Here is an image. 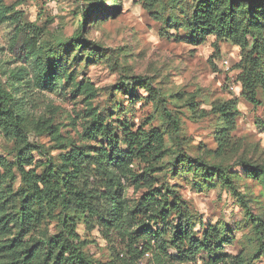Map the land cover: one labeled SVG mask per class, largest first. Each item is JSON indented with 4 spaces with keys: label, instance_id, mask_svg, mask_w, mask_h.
<instances>
[{
    "label": "rangeland",
    "instance_id": "374dc122",
    "mask_svg": "<svg viewBox=\"0 0 264 264\" xmlns=\"http://www.w3.org/2000/svg\"><path fill=\"white\" fill-rule=\"evenodd\" d=\"M201 1L0 0V82L20 98L29 140L41 151L33 152L35 161L27 170L40 173V164L48 160L58 166L70 151L109 152L110 142L93 129V119L99 116L114 133L126 123L132 132L157 137L156 157L134 158L123 167L127 204L148 190L135 177H149L152 188L166 191L170 202L174 193L185 203L199 238L213 229L221 253L241 264H264L259 238L245 216L247 209L264 223V180L237 173L241 163L264 165V6L239 9L236 33L228 37L196 23ZM89 7L92 12L84 19ZM207 8L216 17L222 6L210 2ZM19 23L38 43L29 58L21 57L20 42L12 49ZM247 24L258 47L242 31ZM48 61H54L57 74L52 85L39 86L35 67ZM136 76L146 78V84L125 86ZM26 80L28 90L22 86ZM223 104L233 114L230 120L219 111ZM168 114L178 123L179 136ZM231 126L229 134L224 131L222 140H215L219 128ZM120 147L126 149L123 143ZM182 152L205 165L228 167L235 189L206 178L207 166L181 161ZM15 154L13 142L0 134V157L8 163L0 168L4 223L27 195ZM58 230L55 211L26 237L47 238ZM15 233L4 234L0 247ZM76 233L86 242L87 257L110 263L111 251L97 228L78 217ZM124 257L120 250L119 258ZM138 264H156L153 253L146 252Z\"/></svg>",
    "mask_w": 264,
    "mask_h": 264
},
{
    "label": "trees",
    "instance_id": "16d2710c",
    "mask_svg": "<svg viewBox=\"0 0 264 264\" xmlns=\"http://www.w3.org/2000/svg\"><path fill=\"white\" fill-rule=\"evenodd\" d=\"M210 2L222 6L216 17L207 8ZM244 2L245 0H202L201 14L196 23L201 27L211 26L219 34L232 37L236 33L235 15L239 9L243 10L246 6L250 11L264 6L263 0H247L246 5ZM91 12V7L83 11L84 19ZM249 26L250 24L245 25L242 31L250 34L252 43L258 47V37ZM14 30L16 32L12 49L20 42L23 50L21 57L29 58L37 48L35 37L29 35L26 25L19 23ZM261 63L264 64V59ZM55 66L54 61H48L35 67L34 79L37 85H52L57 74ZM136 82L145 85L146 78L129 77L125 86ZM22 86L28 90L30 80H26ZM18 100L20 98L14 99V95L0 82V134L14 144L15 166L27 191V195L19 200L16 213L9 216L6 223L3 222L0 205V238L10 230L16 231L13 238H6L1 242L0 264H138L146 252L153 253L156 264H241L238 258L232 259L220 252L221 239L216 231H211L213 229L208 228L202 233V238H199L185 203L174 193L170 202L166 191L159 187L152 188L149 177H135L136 182L138 178L143 180V186L148 190L132 206L127 204L124 197L125 186L122 183L123 167L134 158L150 160L156 157V135L153 137L151 134L132 132L126 123L119 124L117 133H114L97 116L93 119V129L109 140V152L70 151L61 155L60 165L48 160L40 164L44 169L37 173L34 169H26L34 164L33 152L41 151L29 140V131L23 121ZM220 108L219 111L226 120H230L228 116L233 118V114L227 111V105L223 104ZM168 118L172 119L170 114ZM171 124L179 136L178 123L172 119ZM231 129L233 126L219 128L214 135L215 140H222L224 131L229 134ZM121 143L126 149L120 147ZM182 157L181 161H186L187 164L207 166L204 171L206 178L216 177L224 186L235 189L228 167L205 165L184 153ZM7 167V161L0 157V168ZM237 173L238 176L264 180V165L241 163ZM55 211L59 227L56 233L47 238L26 237L45 216ZM245 216L250 219L260 241L259 249L264 253L263 221L247 209ZM78 217L88 228H97L111 251L113 259L110 263H102L85 255L82 247L86 242L80 241L76 233ZM151 224L157 226L153 228ZM169 249H173L175 253L169 252ZM120 250H124V259L119 258Z\"/></svg>",
    "mask_w": 264,
    "mask_h": 264
},
{
    "label": "built area",
    "instance_id": "2783aa9c",
    "mask_svg": "<svg viewBox=\"0 0 264 264\" xmlns=\"http://www.w3.org/2000/svg\"><path fill=\"white\" fill-rule=\"evenodd\" d=\"M223 63H224V64H227V61H226V60H224V61H223Z\"/></svg>",
    "mask_w": 264,
    "mask_h": 264
}]
</instances>
